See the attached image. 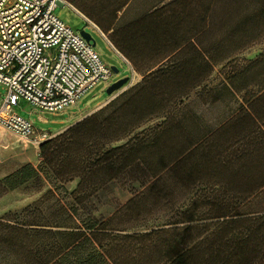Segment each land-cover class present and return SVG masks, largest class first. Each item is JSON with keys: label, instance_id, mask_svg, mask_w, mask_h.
I'll use <instances>...</instances> for the list:
<instances>
[{"label": "trees", "instance_id": "1", "mask_svg": "<svg viewBox=\"0 0 264 264\" xmlns=\"http://www.w3.org/2000/svg\"><path fill=\"white\" fill-rule=\"evenodd\" d=\"M125 5L126 2L120 7ZM163 11L159 10L158 14L156 12L123 31H114V34L118 32L122 36H113L122 53L126 51L121 43L127 44L130 54L137 52V39H150L153 40L151 43L156 44L159 37L157 30L161 29L158 20ZM177 14L184 16L183 13ZM209 59L207 57L208 71ZM197 79L198 74L176 72L166 67L158 69L133 89L131 95H124L123 100L111 101L55 139L40 144L42 162L38 169L23 166L0 185L13 190L39 174L46 176L48 184L52 182L49 176L53 173L47 163L52 148L66 154L56 167L64 170L59 182L79 179L78 191L83 185L94 189L98 182L112 180L126 168H138L133 161L140 160L135 156L144 145L139 143L153 136L151 129L136 133L153 120L150 117L141 120L142 123L138 122L137 102L141 95L152 97L155 90L159 94L167 91L162 97L168 99V104L176 103L172 90L191 92L194 89L188 86H201ZM242 111L255 130L245 131L236 141L229 138L218 148L219 136L228 130L232 134L234 117L208 134L189 141V145L177 157L166 165L162 162L159 172L154 171L155 167L149 168L152 178L167 174L173 186H188L203 193L200 187L210 185L231 194V198L207 200L194 196L188 210L182 213L181 222L169 224V230L175 236L165 244L159 255L150 256L147 264H264V131L247 109ZM157 139V136L153 139L151 147ZM123 141L124 144L112 147V144ZM78 150L84 153L79 161L71 158L72 153ZM202 178L218 180L201 183ZM10 181L14 183L9 185ZM62 191L66 194L64 189ZM148 192L159 196L157 185L150 186ZM48 194L52 195L53 192L49 191ZM43 203L40 200L19 213H8L0 218V264H140L137 260H124L119 256L120 259H115L109 255L111 238L122 232L109 227L111 220L100 221L89 217L88 223H85L77 218L73 208H62V216L49 214L46 217L41 209ZM201 207L206 210L203 215L199 213ZM206 221L209 226H206ZM179 225H183L181 235H177ZM197 228L203 231L193 237L192 233ZM162 232L166 231L156 229L144 235L135 232L133 235L148 239Z\"/></svg>", "mask_w": 264, "mask_h": 264}, {"label": "rangeland", "instance_id": "2", "mask_svg": "<svg viewBox=\"0 0 264 264\" xmlns=\"http://www.w3.org/2000/svg\"><path fill=\"white\" fill-rule=\"evenodd\" d=\"M64 1L93 23L106 38L67 5L58 6L53 14L73 31L88 33L94 44L93 49L101 61L110 68L114 67L117 73L112 74L110 82H100L90 92L82 96L76 105L61 113L37 112L27 102L20 100L19 105L15 108V113L28 118L37 130L48 133L50 140L55 139L77 122L106 107L111 101L123 100L124 95H131L134 92L133 89L140 85L139 82L133 80L134 75L131 74L133 69L129 65L127 67L126 62L116 52L115 49L119 51L120 47H117L114 37L108 35L107 31L111 28L114 31L119 30V20L124 21L138 6H150L160 0ZM125 2L126 5L123 8L120 7ZM165 2L174 3L176 14L183 13L184 15L197 12L195 5L206 4L208 18L216 19L217 25L210 27L213 32H221L223 36L229 34L239 37L247 36L253 40L247 53L241 57L251 59L260 52H264V0H165ZM118 8L119 12L116 13ZM158 22L163 26L166 25L165 18H160ZM114 35L122 38L118 32H115ZM120 52L122 51L120 50ZM124 77H129L128 83L121 90L107 96V87ZM256 86H258L257 82ZM206 87L208 90L199 89L191 92L172 90L175 97L173 101L176 103L169 104L168 99L162 97L167 91L162 93L160 91L161 94H159L155 90L152 97L141 95L137 102L138 122L142 123L143 120L150 117L153 120L144 124L136 133L151 129L153 136L146 142L139 143L144 145L139 148V153L135 156L140 160L133 161L138 168L131 170L126 168L112 180L104 179L98 182L94 189H91L89 185L87 187L83 185L78 191L79 179H73L66 183L59 182L64 170L56 167L60 163L59 160L66 154L52 148L47 159L53 173L52 176H49L52 182L49 181L48 184L46 176L39 174L13 190H8L5 186L0 185V218L8 213H19L40 200L44 202L41 209L45 216L49 214L62 216V208H73L77 212V218L85 223H88L89 217L97 218L100 221L111 220L109 227L122 231L115 235L117 237L111 238L109 255L115 259L121 257L124 260L132 259L137 260L140 264H147L149 257L159 255L165 248V244L175 236L169 230L171 228L169 224L181 222L182 213L188 210L194 196H200L207 200L231 198V194L218 191L210 185L200 187L203 193L198 192L200 190L189 189L188 186H173L167 174L159 175L156 179L152 178L149 168L155 167L154 171L159 172L162 162L165 164L173 160L189 145V141L215 130L222 124L221 118L229 116L231 113H234L236 118L233 121V132L231 134L228 127L225 128L228 132L221 134L217 139L218 148L231 138L236 141L237 137H242L245 131L255 130L247 115L242 113L243 109L237 98L233 100L234 103H231L233 101L229 94L223 92V101L221 102L223 104L214 105V87H220L218 77L216 78L214 73ZM258 90H260L258 87L252 90L254 96ZM4 95L5 91L0 86V103ZM247 110L251 117L259 121L261 129L264 131V93L258 100L253 101ZM127 114L129 115V112ZM161 123L165 124L160 126ZM66 126L67 128L61 132H56ZM156 136L158 139L151 147ZM124 142L112 144V147L122 145ZM149 142L151 144H148ZM83 157L84 153L79 150L72 153L71 156L72 159L78 161ZM41 162L39 146L20 141L0 129V183L23 166L30 165L34 169H38ZM212 180L218 179H200L201 183H209ZM13 183L14 181H10L9 185ZM152 185H157L159 196L149 194L148 189ZM63 189L66 194L62 191ZM49 191L53 194H48ZM74 192L77 193L74 196H69ZM250 209L247 208V210ZM199 210L200 215L206 212L203 207ZM182 226H177L179 231L177 235H181ZM206 226H209V222L206 223ZM156 229H164L166 232L152 235L148 239L133 235L134 232L144 235ZM201 231H203L202 228H197L192 236L197 237Z\"/></svg>", "mask_w": 264, "mask_h": 264}, {"label": "built area", "instance_id": "3", "mask_svg": "<svg viewBox=\"0 0 264 264\" xmlns=\"http://www.w3.org/2000/svg\"><path fill=\"white\" fill-rule=\"evenodd\" d=\"M65 5L72 8L64 0H0V86L5 91L0 129L37 147L50 135L15 113L20 100L37 112L61 113L113 74L93 47L53 14Z\"/></svg>", "mask_w": 264, "mask_h": 264}, {"label": "crops", "instance_id": "4", "mask_svg": "<svg viewBox=\"0 0 264 264\" xmlns=\"http://www.w3.org/2000/svg\"><path fill=\"white\" fill-rule=\"evenodd\" d=\"M170 5L171 3H166L165 0L155 2L150 6L140 5L124 21L119 20V30L123 31L124 28L144 21L156 12L158 14L159 10H164L160 18H165L166 25L158 24L161 29L157 30L159 37L156 44L151 43L153 40L150 39H137V52L135 54H130V48L121 42L120 45L126 52L122 53L115 49L133 69V80L141 83L150 74L166 67L176 72L198 74L197 82L201 83V86H188V88L208 90L206 85L214 73L215 77H218V84H220L219 88L214 87V105L219 106L223 101L222 93L227 92L232 101L237 98L241 103V108L248 109V106L264 93V52H260L251 59L241 57L247 53L253 40L247 36L239 37L231 34L223 36L221 32H213L210 27L216 26L217 23L216 19L207 18L206 4L195 5L197 12L188 16L184 15L182 18L176 14L174 7ZM78 14L80 13L78 12ZM83 17L85 18V16ZM164 27L166 28L164 29ZM107 34L113 37L114 29L108 30ZM104 38H106L105 35ZM238 56L241 58L236 60ZM207 57L211 58L208 60L209 71L207 70ZM256 82L258 86H256ZM256 87L260 90L256 94L254 93V96L252 90ZM234 116L235 114L231 113L229 116L221 118L222 124L217 128L232 120ZM66 128L67 126L56 132H61Z\"/></svg>", "mask_w": 264, "mask_h": 264}, {"label": "water", "instance_id": "5", "mask_svg": "<svg viewBox=\"0 0 264 264\" xmlns=\"http://www.w3.org/2000/svg\"><path fill=\"white\" fill-rule=\"evenodd\" d=\"M80 36L93 47V42L91 40V37L88 33L85 31L79 32ZM111 70L113 73H117V70L114 67H111ZM129 81V77L121 78L120 80L116 81L115 83L109 85L106 89L107 96L121 90L123 86H125Z\"/></svg>", "mask_w": 264, "mask_h": 264}]
</instances>
